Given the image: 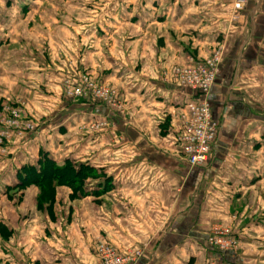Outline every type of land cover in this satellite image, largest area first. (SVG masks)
<instances>
[{
  "label": "crops",
  "instance_id": "0c3cea01",
  "mask_svg": "<svg viewBox=\"0 0 264 264\" xmlns=\"http://www.w3.org/2000/svg\"><path fill=\"white\" fill-rule=\"evenodd\" d=\"M235 1L0 0V109L25 102L36 124L0 150V264H92L101 241L142 250L137 264H264V0L236 21ZM220 45L218 135L190 166L173 136L197 92L173 69ZM85 72L123 110L66 97L65 80ZM99 119L105 129L82 130ZM44 154L101 175L76 193L21 183ZM214 220L233 225L239 249L208 245Z\"/></svg>",
  "mask_w": 264,
  "mask_h": 264
},
{
  "label": "built area",
  "instance_id": "2783aa9c",
  "mask_svg": "<svg viewBox=\"0 0 264 264\" xmlns=\"http://www.w3.org/2000/svg\"><path fill=\"white\" fill-rule=\"evenodd\" d=\"M246 0H236L234 3L233 20H238L244 9ZM225 56V47L220 45L204 59L191 58L187 63L173 69V77L183 87L197 92L195 100L187 104L180 113L181 125L175 132L174 143L179 147L183 160L190 166L205 164L210 157L213 144L216 142L219 121L213 115L210 92L215 83L217 73ZM64 93L68 98L79 99L92 97L102 101L110 110H123L124 102L119 92L97 81L91 75L84 73L74 79L65 80ZM25 102L13 105L4 103L0 109V150L6 151V145L13 139H23L28 132L36 130V124L25 111ZM107 120L99 119L88 122L82 127L87 132L105 129ZM209 246L221 252L236 250L239 242L212 223L206 237ZM142 256V250H131L122 253L111 243L101 241L95 248V259L92 264H137Z\"/></svg>",
  "mask_w": 264,
  "mask_h": 264
},
{
  "label": "trees",
  "instance_id": "16d2710c",
  "mask_svg": "<svg viewBox=\"0 0 264 264\" xmlns=\"http://www.w3.org/2000/svg\"><path fill=\"white\" fill-rule=\"evenodd\" d=\"M18 174L23 184L35 183L44 190L56 182L70 187L74 193L83 188L87 179L101 175L87 164H73L70 160L63 165L56 164L47 154L37 164L24 166Z\"/></svg>",
  "mask_w": 264,
  "mask_h": 264
},
{
  "label": "rangeland",
  "instance_id": "374dc122",
  "mask_svg": "<svg viewBox=\"0 0 264 264\" xmlns=\"http://www.w3.org/2000/svg\"><path fill=\"white\" fill-rule=\"evenodd\" d=\"M16 12H19L18 10L16 11ZM25 45L27 44H29L28 42H26V43H24ZM25 47V46H24ZM219 47V46H218ZM218 47H216L215 49H217ZM214 49V50H215ZM207 57V56H206ZM205 57V58H206ZM85 73H87V72H85ZM87 74H89V75H91L93 78H95L92 74H90V73H87ZM67 79H70V78H67ZM66 79V80H67ZM71 79H74V78H71ZM97 79V78H96ZM64 84H65V82H64ZM66 96V95H65ZM67 97V96H66ZM10 102H12V101H7V99L5 100V103H10ZM2 107V106H1ZM1 188H2V185L0 186V192H1ZM234 220H236L235 218H236V216L234 215L233 217H232ZM212 223H214V224H217L219 227H220V229L221 230H226L227 232H228V235L229 236H231V237H234L235 239H237L238 240V242H239V245H238V247L236 248V250L237 249H239L240 247H241V240H240V238H239V236H238V234L235 232V229H234V227H233V225H226V224H224L223 222H221L220 220H214ZM212 225V224H211ZM211 225H210V227H211ZM210 227H209V231H208V234H209V232H210ZM207 234V235H208Z\"/></svg>",
  "mask_w": 264,
  "mask_h": 264
}]
</instances>
